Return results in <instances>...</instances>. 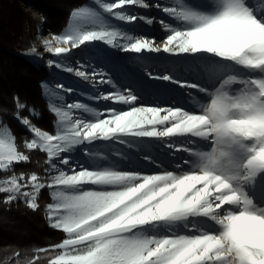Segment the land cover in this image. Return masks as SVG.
<instances>
[{
	"label": "snow or ice",
	"instance_id": "6c2138e0",
	"mask_svg": "<svg viewBox=\"0 0 264 264\" xmlns=\"http://www.w3.org/2000/svg\"><path fill=\"white\" fill-rule=\"evenodd\" d=\"M131 8L158 9L175 24L160 20L167 35L157 44L154 37L121 26L153 24L154 18ZM93 42L137 55L163 52L191 58L189 70L206 73L213 90L172 74L148 72L150 79L197 89L210 99L196 105L199 111L138 106L140 97L131 88L118 89L102 69L88 64V71L84 65L73 68L50 60V67L73 73L92 88L107 84L114 89L80 93L85 99L125 107L68 102L64 94L74 89L45 85L55 117L54 132H49L22 116L27 106L15 98V118L32 134L23 148L46 154L47 180L13 172L14 165L31 157L0 122V172H13L0 179V193L7 194L4 202L24 198L36 210L41 190L51 189L50 226L67 236L37 252L58 250L48 264H264V191L257 194L258 187L264 189V0H175L171 6L160 0H92L74 9L63 34L44 40L43 46L61 56ZM29 115L36 114L29 110ZM172 138H186L189 146L175 147ZM144 139L186 153L175 165L182 169L179 174L101 164L128 153L105 154L100 144L132 149ZM77 148L97 166L74 159L71 153ZM143 159L152 158L144 154ZM37 260L39 256L29 264Z\"/></svg>",
	"mask_w": 264,
	"mask_h": 264
},
{
	"label": "trees",
	"instance_id": "16d2710c",
	"mask_svg": "<svg viewBox=\"0 0 264 264\" xmlns=\"http://www.w3.org/2000/svg\"><path fill=\"white\" fill-rule=\"evenodd\" d=\"M91 0H0V117L17 137L20 150L30 155L29 162L14 165L13 172L26 176L36 173L45 180L46 154L39 151L28 152L23 148V141L32 134L15 118V98H19L27 108L21 112L44 130L54 132L55 117L49 111V102L45 98L43 82L50 76L45 65H36L22 55L32 48L35 36L42 27L53 35H61L68 27L71 12L89 4ZM161 3L173 5L175 0H160ZM138 15L154 18L151 25L143 21L139 31L142 36L154 37L158 41L167 35L162 27L158 35L153 34V26L164 19L166 23L175 24L171 18L158 9L149 10L132 8ZM120 75H115L119 78ZM34 110L35 117L29 115ZM13 172H0V177H9ZM7 194L0 193V264H29L39 256L36 264H48L49 256L57 252H37L41 248H50L67 238L61 230L50 226L47 205L52 203L50 189H42L39 207L32 210L24 199L18 198L5 203ZM20 253L17 257L15 254Z\"/></svg>",
	"mask_w": 264,
	"mask_h": 264
},
{
	"label": "rangeland",
	"instance_id": "374dc122",
	"mask_svg": "<svg viewBox=\"0 0 264 264\" xmlns=\"http://www.w3.org/2000/svg\"><path fill=\"white\" fill-rule=\"evenodd\" d=\"M91 3L92 0L86 5H90ZM130 11L133 12V9L131 8ZM121 26L125 29L132 28L135 34L141 35L139 31L143 27V22L137 21L131 25L123 24ZM160 26L161 24L159 23L155 24L152 27L153 31L151 32L155 35H158V33H160L162 30V27ZM53 36L55 35L49 33L46 27H42L35 36L32 46V48L35 47L37 49L36 53H31L32 48L22 53L24 57L34 62L36 65H45L49 68L51 74L43 82L45 91L44 96L48 102L50 96L45 88V85H48L50 88L54 84L62 83L65 85V88L71 87L74 89L72 93L64 94L65 99L68 102L81 100L82 102L88 103L91 107H98L101 109L106 106L117 108L125 107L122 105L112 104L109 101H92L85 99V96L80 95V93L96 95L101 92L108 93L114 91V89L107 84H98L95 88H92L91 85L85 81H82L81 78L76 77L73 73H68L62 68H57L54 66L50 67L48 62L52 60L73 68H78L80 65H84L88 71H91V69L87 68L88 64H91L92 67L96 68L97 70L102 69L108 74L109 77H111L113 83L116 84L118 89L123 90L125 88H131L132 91L140 97L138 106H172L182 107L185 110L190 111H199L196 106L191 108L193 103L192 92L197 89L180 87L179 85L171 82L153 80L147 75L148 72H152L153 75L172 74L176 79L185 81L187 83H193V74L187 71V67L193 62L191 58L176 57L163 52L145 53L141 55L125 53L117 49H112L101 42H93V45L91 46H81V49H73L70 54L56 56L47 52L43 46V41L52 40ZM161 42L162 41H158L156 39L157 44H160ZM117 74L120 75L119 78H115V75ZM212 84L209 92L213 90ZM209 99L210 97L208 96L207 101ZM0 122H2L1 117ZM167 139L168 138H165V140ZM172 142L174 143L175 147L189 146L186 142V138H172ZM138 143L141 146L134 147L132 149H128L126 146L120 144H100L99 149H103L105 154L109 150L113 152L123 151L128 153V155L123 158L115 155L111 156L107 162H101V164L103 166L111 164L112 166L117 167L119 170L140 171L146 174H153L163 171H175L179 174V172L182 170L177 169L175 165L181 159V157L187 158L186 153L182 151L177 152L174 148L162 147L161 142L154 139H144ZM144 154L151 155V162L145 161L143 159ZM71 155L74 159H78L80 162L84 163V166L86 167L97 166L96 161L89 160L88 158L81 155L79 148L71 153ZM5 178L7 177H0V179Z\"/></svg>",
	"mask_w": 264,
	"mask_h": 264
},
{
	"label": "bare ground",
	"instance_id": "6f19581e",
	"mask_svg": "<svg viewBox=\"0 0 264 264\" xmlns=\"http://www.w3.org/2000/svg\"><path fill=\"white\" fill-rule=\"evenodd\" d=\"M194 1H195L194 3H196V4H206V3L210 2V0H194ZM192 74L194 77L193 83H199L201 85V87H206V88H208V90L211 89V84L213 83V81H211L210 79L207 78L206 73H202L199 71H192ZM197 98H199V99H197ZM207 99H208L207 93H201L198 90L193 91L192 92L193 103L191 105V108H194L198 103L206 102ZM198 100H200V101H198ZM261 191H264V189L258 187L257 188V194H259Z\"/></svg>",
	"mask_w": 264,
	"mask_h": 264
}]
</instances>
